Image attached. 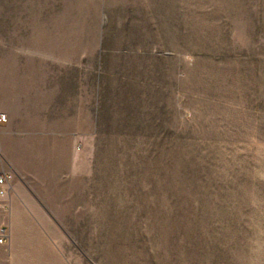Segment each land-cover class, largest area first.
I'll return each instance as SVG.
<instances>
[{
	"label": "rangeland",
	"instance_id": "obj_1",
	"mask_svg": "<svg viewBox=\"0 0 264 264\" xmlns=\"http://www.w3.org/2000/svg\"><path fill=\"white\" fill-rule=\"evenodd\" d=\"M102 1L112 37L125 25L181 53V119L151 108L148 130L102 132L80 225L62 232L68 249L86 264H255L264 258V0ZM98 3L54 0L53 9Z\"/></svg>",
	"mask_w": 264,
	"mask_h": 264
},
{
	"label": "crops",
	"instance_id": "obj_2",
	"mask_svg": "<svg viewBox=\"0 0 264 264\" xmlns=\"http://www.w3.org/2000/svg\"><path fill=\"white\" fill-rule=\"evenodd\" d=\"M53 2L0 0L12 4L0 11V172L13 175L9 208L0 204V264H86L62 232L80 225L102 132L148 130L151 108L181 119V53L125 25L112 37L102 0L95 12Z\"/></svg>",
	"mask_w": 264,
	"mask_h": 264
},
{
	"label": "built area",
	"instance_id": "obj_3",
	"mask_svg": "<svg viewBox=\"0 0 264 264\" xmlns=\"http://www.w3.org/2000/svg\"><path fill=\"white\" fill-rule=\"evenodd\" d=\"M4 118V114H0V121H3ZM12 179L13 175L11 173L6 171L0 172V204L5 209L9 208L8 194L11 188ZM6 238V229L2 227L0 229V244H5L7 242Z\"/></svg>",
	"mask_w": 264,
	"mask_h": 264
}]
</instances>
